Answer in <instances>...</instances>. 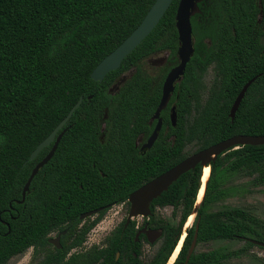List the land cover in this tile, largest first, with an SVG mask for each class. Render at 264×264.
I'll return each mask as SVG.
<instances>
[{
	"label": "trees",
	"instance_id": "1",
	"mask_svg": "<svg viewBox=\"0 0 264 264\" xmlns=\"http://www.w3.org/2000/svg\"><path fill=\"white\" fill-rule=\"evenodd\" d=\"M259 1L197 3L199 13L190 18L193 55L160 114L163 129L142 154L134 142L151 133L163 79L178 64L179 0L101 82L92 80L91 72L140 24L155 0H0V264L45 244L52 232H70L80 214L126 200L140 185L200 150L236 135H264V11L259 21ZM159 53H167V61L159 74L150 75L142 63ZM209 68L213 77L205 88ZM254 77L231 121L235 98ZM80 97L54 155L38 170L21 202L31 171L49 148L28 161L31 152ZM170 105L175 106V127ZM210 168L203 200L173 264H222L256 247L245 241L233 252L194 250L185 263L197 223V244L245 238L264 243L263 221L250 210L210 209L228 196L225 183L231 176L264 185V145L229 150ZM201 172L197 165L152 202L151 208L179 209L180 221L147 264H166L174 252L181 228L192 216ZM96 222L86 224L70 248L81 244ZM115 250L122 253L112 244L102 263L93 246L58 264H144L127 252L115 260Z\"/></svg>",
	"mask_w": 264,
	"mask_h": 264
},
{
	"label": "water",
	"instance_id": "2",
	"mask_svg": "<svg viewBox=\"0 0 264 264\" xmlns=\"http://www.w3.org/2000/svg\"><path fill=\"white\" fill-rule=\"evenodd\" d=\"M199 1L200 0H179L178 2L175 13V29L177 31L178 43H179L176 53L178 64L168 72V74L166 75L163 81L161 98L152 119H158L160 112L166 107L167 103L169 102L171 94L174 92L175 84L179 83L182 80L186 66L193 55L194 49H193V38H192V28H191L190 18L196 11V5ZM172 2L173 0H155V2L152 4L150 9L148 10L146 15L140 22V24L127 36V38L119 46H117L111 53H109L106 57H104L100 61V63H98V65L91 72L90 78L96 82H101L107 73L117 70L120 67L124 58L127 55H129L156 27V25L160 22V20L162 19V17L166 13ZM254 80L255 77L249 80L242 87L239 94L235 98L229 113V117L231 121H233L235 117V113L242 99L244 98V95L248 87L252 84ZM82 100L83 98L80 97L78 101L71 107L67 115L53 129V131L42 142H40L36 146V148L31 152L28 161H33L38 156L40 151L45 147L49 146L50 143L55 139L50 152L31 171V174L22 190L21 202L24 201L25 194L28 191L30 183L37 174L38 170L42 168L44 165H46L53 156L57 148V145L62 135L64 134L65 130H63L62 133H60L55 138L56 134L68 122L74 111L80 107ZM174 109L175 108L172 107L170 114V122L173 127L175 126V122H176V113ZM160 126H161V120L158 119V122L151 136L149 137L147 143L144 145L146 148H150L153 145L160 130ZM246 145H250V146L264 145V135L263 136H249V135L232 136L228 139L220 141L214 145H211L203 150H200L186 157L178 164L168 169L167 171L163 172L162 174L158 175L157 177L153 178L152 180H150L149 182H147L146 184H144L143 186H141L140 188H138L129 195L128 198V202L130 203L129 217L148 216L150 214L149 206L151 202L154 199L158 198L163 192L167 191V189L174 182H176L183 174H185L190 170L195 169L197 165H200L202 170L204 168H209V170L211 171L210 165L216 161L218 156L223 155L225 152L229 150L237 149L239 147H243ZM206 185L204 187V192ZM200 187H201V179H200ZM204 192H203V196H204ZM203 196L198 204L196 197L194 208L191 214L192 216L195 210H196L195 212L196 215L197 209L199 208V207L197 208V206L201 204L203 200ZM97 211L98 210L96 209L83 213L80 215V219L83 220L87 217L95 215ZM186 228L187 227H184V230H186ZM197 231H198V224H196L195 226L193 238L186 255V262L189 260L190 256L193 254L195 250L197 244V234H198ZM8 232H9V228H8ZM185 232L186 231H184V233ZM152 236H153L152 240H155L158 235L155 232H152ZM151 238L152 237H150V239ZM244 241L264 249V243L262 242L248 238L244 239ZM51 242H53V240Z\"/></svg>",
	"mask_w": 264,
	"mask_h": 264
},
{
	"label": "flooded vegetation",
	"instance_id": "3",
	"mask_svg": "<svg viewBox=\"0 0 264 264\" xmlns=\"http://www.w3.org/2000/svg\"><path fill=\"white\" fill-rule=\"evenodd\" d=\"M259 6L261 7V12L259 13L258 19H259V21H261L263 19L262 13L264 11V0L259 1ZM197 12L199 13L198 9H196V13ZM260 43H261V45L264 46V39H261ZM263 51H264V47L262 48V52ZM167 57H168V55H167ZM147 59H145V60H147ZM166 61H167V58H166V60H164L163 64L161 63L162 61H160V63L162 65L158 69L157 74L160 73V69L164 66ZM168 72L166 73V75L168 74ZM157 74H150V75H157ZM166 75H165V77H166ZM165 77H164V79H165ZM164 79H163V81H164ZM179 83H176L175 87ZM162 84H163V82H162ZM111 90L112 89H110V91ZM174 91H175V88H174ZM161 93H162V88H161ZM173 93L171 94L170 99H171ZM170 99H169V101H170ZM168 103H167V105H168ZM167 105H166V107H167ZM172 107L175 108V106L170 105L169 120H170V114H171ZM174 111H175V109H174ZM161 112H160V114H161ZM160 114H159L158 119L161 120V126H160V130L158 132V135H159L160 131L163 129V122H162V118L160 117ZM152 117H151L150 122H149V124L152 128L151 133L146 138L138 137L134 142V147L139 152H141L142 154L145 153L146 150H149L153 146L152 145L150 148H146L144 146L147 143L149 137L151 136V134H152L157 122H158V119H152ZM176 122H177V117H176ZM176 122H175V125H176ZM63 130H65V132H66L65 125L63 126V128L61 130L58 131L55 138L60 133H62ZM166 133H167V127L165 126L164 134H166ZM158 135H157V138H158ZM157 138H156V140H157ZM54 141H55V139L50 143L49 146H47L49 148V150L45 154V156L50 152V150L54 144ZM155 141H154V143H155ZM146 183H144V184H146ZM144 184L140 185L138 188H140ZM138 188H136L135 190H137ZM129 195L127 196L126 200H124L122 202H114V203L102 205L101 207L97 208L98 211L95 215L87 217L83 220L80 219V215H81L80 214L78 217L79 222L73 223L70 225V232H68V229H65L62 231H57V232H52L51 234L48 235L47 240H46L47 242L45 244L38 245L36 247L28 248L23 254H21L19 257H17L19 259L18 264H58L59 262L60 263L66 262V260H68V258H70L71 255L83 253L93 246H97L99 262L102 263L104 261V258L106 256L107 252L111 250L112 244H117L118 246H120L122 248V253H123L122 254L120 250H115V252H114L115 260H118L122 255L125 256V254L127 252V253H130V255L132 257L139 258V260H141L142 263H144V264L149 263L150 260L153 258V256L156 255L158 253V251L161 249V247L163 246V244L165 242V238L168 236L171 227L175 228L178 226V223L180 221V211H179V209H177V210L174 209V207L171 205H165V206L155 205L153 208H151V204L155 200L154 199L149 206L150 214L148 216H146V217H144V216L129 217V215H130V203L128 202ZM115 207H120L121 213L119 211H117L116 213H112V211H114L113 209ZM166 207L172 208L171 219H165V218L159 216L157 213L159 210L165 209ZM93 210H96V209H93ZM87 212H89V211H87ZM195 216H194L193 221L190 225V228L193 225ZM174 219H176L177 221H175ZM95 220H97V222L94 224V226L86 234L85 240L81 244H75L74 246H71V248H70L71 244L79 242V236H80V233H81L83 227L86 224H90ZM109 220H110L111 225H109L110 224ZM262 221L264 224V220H262ZM185 223L181 228V232H180V235L178 237V241L183 236L182 234H184V239L187 235V231H186V233H184ZM97 224L98 225L102 224V226H103L98 244L92 245L89 248H85L84 246H85L87 236L90 233V231ZM152 232H155L158 235L155 240H152L153 239ZM150 237H152V238L150 239ZM184 239H183V242H184ZM52 240H53V242H51ZM132 241L135 242L136 244H134ZM183 242H182V245H183ZM182 245H181V247H182ZM153 247H154V249H153ZM180 250H181V248H180ZM63 254H64V256H63ZM60 257H62V258H60ZM185 263H186V258H185Z\"/></svg>",
	"mask_w": 264,
	"mask_h": 264
},
{
	"label": "rangeland",
	"instance_id": "4",
	"mask_svg": "<svg viewBox=\"0 0 264 264\" xmlns=\"http://www.w3.org/2000/svg\"><path fill=\"white\" fill-rule=\"evenodd\" d=\"M166 58H167L166 53L155 54L142 63V69L147 73L157 74L158 69L164 63V60H166ZM160 61H162L161 62L162 64L160 63ZM212 77H213V72L212 69L209 68L203 79V84L205 88H208L210 86ZM191 150L192 149L190 148L187 151H191ZM225 187L229 189L228 196H226V198L223 199L222 201L214 204L210 208L211 211H218L225 207L228 208L239 207L242 209L250 210L259 219L264 220V185L255 186L252 184L251 178L240 177L236 175V176H231L226 180ZM199 205L197 206V208L199 207ZM113 210L114 211H112V213H116L117 211L121 213L120 207H115ZM195 212L193 213L192 217L195 216ZM157 213L159 216L165 219H171L172 208L166 207L165 209L159 210ZM174 220L177 221L176 219ZM109 225H111V223ZM190 225L186 228L185 231H187L190 228ZM102 227H103L102 224L99 225L97 224L90 231L85 242V246H84L85 248H89L92 245L98 244L102 232ZM244 246H245V241L243 240H233V241L216 240L208 243L197 244L195 247V251L206 252L212 250H220L223 252H233L243 248ZM18 260H19L18 258H14L9 262V264H18ZM263 262H264V249L256 246L249 249L245 254L225 260L222 264H262Z\"/></svg>",
	"mask_w": 264,
	"mask_h": 264
},
{
	"label": "bare ground",
	"instance_id": "5",
	"mask_svg": "<svg viewBox=\"0 0 264 264\" xmlns=\"http://www.w3.org/2000/svg\"><path fill=\"white\" fill-rule=\"evenodd\" d=\"M209 174H210V170H209V168H204V169L202 170V176H201V189H200V191H199V193H198V196H197V204H198V203L201 201V199H202L203 192H204V187H205V185H206V183H207V181H208ZM192 219H193V217L191 216V217L188 219V221H187L185 227H188V226L190 225V223L192 222ZM183 239H184V236H182V238H181L180 241L178 242V245L176 246V248H175L174 252L172 253L170 259L168 260L167 264H173V262L175 261L177 255H178V253H179V251H180V248H181V245H182Z\"/></svg>",
	"mask_w": 264,
	"mask_h": 264
}]
</instances>
